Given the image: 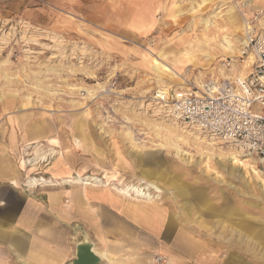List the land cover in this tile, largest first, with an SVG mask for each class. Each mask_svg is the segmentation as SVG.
Listing matches in <instances>:
<instances>
[{"label":"rangeland","instance_id":"rangeland-1","mask_svg":"<svg viewBox=\"0 0 264 264\" xmlns=\"http://www.w3.org/2000/svg\"><path fill=\"white\" fill-rule=\"evenodd\" d=\"M257 14L264 0H0V133L18 137L26 169L34 145L56 150L22 182L62 167L98 178L121 209H145L131 213L133 264H264L258 157L197 141L153 99L231 80L226 61L239 75ZM118 182L145 195H119Z\"/></svg>","mask_w":264,"mask_h":264},{"label":"crops","instance_id":"crops-1","mask_svg":"<svg viewBox=\"0 0 264 264\" xmlns=\"http://www.w3.org/2000/svg\"><path fill=\"white\" fill-rule=\"evenodd\" d=\"M18 143L17 136L0 133V264H71L84 240L94 244L98 264H133L131 213L145 209H121L111 191L96 187L26 185L25 172L37 165L26 169ZM66 172L61 167L52 174Z\"/></svg>","mask_w":264,"mask_h":264},{"label":"built area","instance_id":"built-area-1","mask_svg":"<svg viewBox=\"0 0 264 264\" xmlns=\"http://www.w3.org/2000/svg\"><path fill=\"white\" fill-rule=\"evenodd\" d=\"M252 20L258 23V14ZM247 24L240 56L251 55L252 63L243 79L156 89L153 99L186 128L254 154L264 165V26Z\"/></svg>","mask_w":264,"mask_h":264},{"label":"bare ground","instance_id":"bare-ground-1","mask_svg":"<svg viewBox=\"0 0 264 264\" xmlns=\"http://www.w3.org/2000/svg\"><path fill=\"white\" fill-rule=\"evenodd\" d=\"M251 7V6H250ZM254 8V7H253ZM206 23L209 25L210 24V22L209 21H206ZM259 23L260 24H262V25H264V17H263V20L262 21H259ZM249 28V26H248V24L247 23H245V26H244V35H245V31L247 30ZM245 44V41L243 40V42H242V46ZM242 46L239 48V52H238V55H237V57H239L240 56V51H241V48H242ZM235 50V49H234ZM247 63L246 64H244V65H242V71H241V73L239 74V75H236L235 74V72H236V68L233 66L234 64H232L231 63V66H230V68H228V70L229 71H231L232 72V70L234 71V76H233V78H231V80H236L237 78H239L240 80L241 79H243L247 74H248V72H249V70L247 71V73L245 74L244 72H245V69H247V67H248V69L250 68V66H251V63H252V57H251V55L249 56V59H247ZM230 64V63H229ZM222 66L224 67V68H227V65H226V63H223L222 64ZM233 66V67H232ZM156 67V66H155ZM221 78H222V80H228L229 79V77H223V76H220ZM232 77V76H231ZM210 82H215V83H218V77H213V76H211L210 77V80H209ZM195 85L196 86H202V82H199V81H196L195 82ZM214 87H215V85H214ZM159 106V105H158ZM160 107L161 108H163L162 107V105H160ZM163 110H164V108H163ZM164 112H165V110H164ZM175 121V120H174ZM175 123H177L180 127H181V129L183 130V128H185V126L184 125H182V124H180V123H178L177 121H175ZM171 126V125H170ZM183 127V128H182ZM186 129V128H185ZM188 129H190L191 131H195L194 129H192V128H188ZM190 130H186V131H184V132H188L189 133V131ZM196 133H198V134H200L201 136H203V137H199L197 134L196 135H194L195 136V138L197 139V141H206V144L207 145H210V146H212V145H214V144H223V143H220V142H217V141H215V140H213V139H210V138H208V140H205L207 137H205L204 135H202L201 133H199L198 131H195ZM205 137V138H204ZM180 138V137H179ZM51 141H52V144H54V146H57V141H56V139H51ZM195 142V141H194ZM79 143H80V141H79V139H75V144L76 145H79ZM227 146H229L231 149L233 148V149H236L237 150V152H241V151H243L241 148H238V147H235V146H230V145H227ZM40 145L38 144V145H34V149H35V155H34V157H33V159H28V163H33V165H38L40 162H45L47 159H48V157L49 156H52V154L53 155H55L56 154V150L55 149H52V151H50V152H46V151H42V150H40ZM177 152H179V150H177ZM244 153H245V151H243ZM247 154H249V152H246V154L245 155H247ZM229 158L231 159V160H233L234 162L235 161H237V159H236V155H230L229 156ZM264 166V165H263ZM253 171L255 172V173H257V171L256 170H254L253 169ZM53 178L55 179V180H52V179H46L45 177H43V176H37V177H35V176H28L27 177V179L24 181V183L26 184V185H28V186H36V185H38V184H41V183H47V182H50V183H53V182H56L57 180L59 181V182H61V183H64V184H81V185H83V186H85V187H87V186H91L92 188H94V187H98V186H100V185H102V183L101 184H99L100 183V181H99V179L98 178H96V177H91V176H84V175H81V173L79 172V173H77V176H73V175H71V173H67L66 174V176H62V177H58L57 176V174H53ZM57 179V180H56ZM42 185V184H41ZM40 185V186H41ZM50 185V184H49ZM119 195H122V196H131L129 193H130V191L132 192V191H134L135 192V195L137 194L138 196H144L145 195V192H143V189H140L139 187H134L133 185H128V184H124V185H121V183L120 182H118L117 183V185L116 186H113L112 187ZM136 195V196H137ZM148 200H150V198H148ZM128 214V213H127ZM84 244H88V246L91 248V250H92V252H94L93 251V247H95L94 246V244L92 243V242H89V241H87V240H85L84 242H83ZM94 250H95V248H94ZM95 253V252H94ZM97 253V252H96ZM95 253V254H96ZM103 253V252H102ZM104 253H105V251H104ZM108 253V252H107ZM97 255V254H96ZM101 255V254H100ZM97 256H99V255H97ZM102 257V256H101Z\"/></svg>","mask_w":264,"mask_h":264},{"label":"water","instance_id":"water-1","mask_svg":"<svg viewBox=\"0 0 264 264\" xmlns=\"http://www.w3.org/2000/svg\"><path fill=\"white\" fill-rule=\"evenodd\" d=\"M85 241V240H84ZM82 241L76 248V258L72 260L71 264H98L100 257L92 252L88 244Z\"/></svg>","mask_w":264,"mask_h":264}]
</instances>
